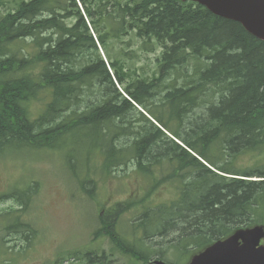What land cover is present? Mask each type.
<instances>
[{"label": "trees", "instance_id": "16d2710c", "mask_svg": "<svg viewBox=\"0 0 264 264\" xmlns=\"http://www.w3.org/2000/svg\"><path fill=\"white\" fill-rule=\"evenodd\" d=\"M9 1L11 7L3 12L6 0H0V152L19 145L52 146L46 140H60L86 125L94 127V133L100 130L102 136L110 134L106 128L112 125L114 134L105 146L101 169L105 174L126 161L129 153L134 156L137 171L149 179H155L152 165L161 158L175 165L167 176L152 183L144 197L99 213L93 240L107 238L110 253L85 251V264H111L108 258L114 251L130 261L147 264L148 253L153 251L150 245L164 240L168 231L174 235L168 241L170 247L180 253H196L239 228L264 226V157L252 167L236 164L243 152H264V40L250 34L241 23L192 1L80 0L88 23L75 0ZM70 17L75 18L73 23H67ZM89 26L97 33V41ZM130 30L145 43L154 39L162 53L159 76L149 81H128L124 86L128 99L116 90L96 42L104 48L109 38L121 37ZM27 38L34 47L31 52L24 47ZM19 40L24 41L14 49ZM85 51H89V57ZM190 61L193 74L184 71L183 83L167 86L163 101H153L151 109L153 90L160 80ZM111 66L115 79L123 84L127 73L122 63L115 58ZM90 84L99 86L101 101L87 103L79 110L84 88ZM43 88L48 89L50 98L37 118H32L28 102ZM215 94L217 98L212 101ZM197 99L199 104L210 103L204 111L205 119L190 130L188 138L179 131L174 135L210 166L231 177L209 169L144 115L150 126L140 125V132L115 121H122L134 108L131 101H135L166 128L155 107H179L177 118H168L178 122L185 105L192 106ZM133 133L138 138L127 146L114 144L113 137ZM164 138L168 146L161 147L158 139ZM152 144L163 151H156L155 156ZM254 176L260 179H248ZM166 180L179 184L176 198L152 205L150 197L145 205L146 197ZM138 205H142V211L131 225L132 236L127 238L116 229L117 220L119 214ZM17 220L19 216L4 225L5 234L31 232L30 224ZM157 255L163 254L158 251Z\"/></svg>", "mask_w": 264, "mask_h": 264}, {"label": "rangeland", "instance_id": "374dc122", "mask_svg": "<svg viewBox=\"0 0 264 264\" xmlns=\"http://www.w3.org/2000/svg\"><path fill=\"white\" fill-rule=\"evenodd\" d=\"M75 1L79 10L84 14L85 22L88 23L84 6L80 0ZM8 7H11L10 1L6 0L2 7L3 12L4 8L6 11ZM74 20V17H70L66 21L73 23ZM90 32L96 40L98 37L95 30L90 27ZM23 41L19 40L14 43L13 48L18 49ZM24 42L25 50L31 52L34 47L29 43L30 38ZM96 46L101 58L106 62V67L108 64L107 69L111 78L116 81L113 80L116 90L124 97H129L124 90L128 81L142 78L149 81L159 76L157 59L161 55L162 47L154 39L145 43L143 39L135 35L134 31L130 30L121 37L109 38L104 48L97 42ZM84 53L89 57V51ZM115 58L122 63V67L127 73L123 84L117 82L115 77L113 78L114 69L111 66V61ZM192 69L193 61H190L164 76L158 83V87L153 90L154 95L149 107L153 109V101L161 103L166 87L174 83L181 85L184 78L183 72L187 71L192 75ZM84 89L79 110L85 108L87 103L94 104L101 101L99 86L90 84L89 87L86 85ZM49 98L50 93L47 88H44L37 98L29 101L28 108L32 117H36L39 112H42ZM216 98L215 94L214 98L210 99L215 101ZM196 101L197 103L192 106L185 105L182 118L179 117L181 121H178L177 125L173 121H177V119L170 121L168 118L170 116L177 118L180 113L179 107H170L166 104L154 108L156 115L169 126L167 129L160 128L166 137L183 145V142L174 135L173 131L179 129L181 135L188 138L187 135L190 134L188 131L195 129L205 119L204 111L210 103L201 102L199 104L198 99ZM131 104L134 108L127 112L122 121L120 119L115 121L122 126H129V129L135 132H140V125L150 126L144 116L157 127L161 126L156 122L154 115L150 114L142 105L135 101H131ZM68 112H64L63 116ZM200 119L202 120L200 121ZM127 122H131V124ZM113 129L114 127L110 125L109 129L106 128L107 131H111L110 134L101 136L100 130L94 133L92 131L94 127L90 129V125H86L74 129L73 132L60 140H48L51 144L60 143L57 148H12L0 154V195L12 191L13 188L25 189L28 186H33L32 190L34 191L21 213V218L24 222L29 223L35 231L31 243L26 241L25 234L7 235L3 228L8 222L5 219L7 217L0 215V247L2 245L7 248L5 253L0 248V264H85L86 259L83 256L85 251H95L98 255L102 251L110 253V244L105 238L93 240L100 211L104 212L116 203L144 197L152 183L167 176L174 167L173 163L161 158L158 163L152 165L155 179H149L145 174L137 171L134 156L129 153L126 161L112 166L111 172L105 174L101 170L103 162H105L104 149L109 144L108 139L114 134L112 133ZM134 138H138L137 133L118 135L113 137V142L117 147L127 146L133 142ZM164 139H158L162 144L161 147L168 146L165 143L168 140ZM161 147L155 148V145L152 144L151 152L156 156V151L162 150ZM261 157H264V152L263 155L261 151L243 152L237 158L236 164L242 168L252 167ZM224 175L231 177L228 174ZM186 176L187 174L184 175V178ZM248 179L260 178L254 176ZM177 184L171 180L163 181L146 197L145 205L150 197L152 205L173 200L178 195ZM91 193H93L92 197L89 196ZM18 205L17 201L12 198L2 200L0 201V213L8 210L9 216L15 217L19 213L17 208L20 206ZM141 207L142 205L131 207L121 214L117 229L122 235L131 237L130 222L139 215ZM173 236L168 231L167 235L163 237L164 240L158 244L150 245V247L156 252L168 249L170 248L168 241ZM12 237L18 238L19 241H10L9 239ZM147 243L151 242L147 241ZM170 249L166 253L167 261L185 264L191 256L189 252L180 253L175 248L172 251ZM110 257L112 261L109 258L108 260L111 261V264H141L139 261H130L128 257L116 251ZM151 257H155L154 253Z\"/></svg>", "mask_w": 264, "mask_h": 264}, {"label": "water", "instance_id": "95a60500", "mask_svg": "<svg viewBox=\"0 0 264 264\" xmlns=\"http://www.w3.org/2000/svg\"><path fill=\"white\" fill-rule=\"evenodd\" d=\"M195 1L212 13L235 20L253 36L264 40V0ZM264 228L254 226L235 231L195 254L188 264H264ZM156 264H169L159 260Z\"/></svg>", "mask_w": 264, "mask_h": 264}, {"label": "bare ground", "instance_id": "6f19581e", "mask_svg": "<svg viewBox=\"0 0 264 264\" xmlns=\"http://www.w3.org/2000/svg\"><path fill=\"white\" fill-rule=\"evenodd\" d=\"M188 102V101H187ZM184 111V110H183ZM188 111V110H187ZM181 113V112H180ZM206 115V114H205ZM216 169V168H215Z\"/></svg>", "mask_w": 264, "mask_h": 264}]
</instances>
